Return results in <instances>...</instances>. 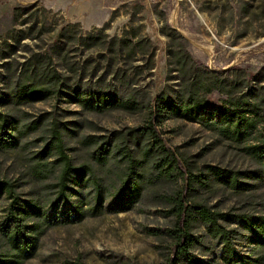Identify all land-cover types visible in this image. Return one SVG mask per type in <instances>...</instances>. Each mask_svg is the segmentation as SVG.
Instances as JSON below:
<instances>
[{
	"label": "rangeland",
	"instance_id": "obj_1",
	"mask_svg": "<svg viewBox=\"0 0 264 264\" xmlns=\"http://www.w3.org/2000/svg\"><path fill=\"white\" fill-rule=\"evenodd\" d=\"M165 23L169 33L174 28L185 37L176 39V44H184L200 66L224 79L225 86L214 89L210 98L221 101L229 89L235 90V96L252 90L264 102V0H0V54L14 51L10 57L0 58V89L17 78L22 62L30 57L45 73L59 70L69 84L65 87L69 93L5 107L18 114L22 123L42 121L22 137V147L0 148V176L16 182L23 199L37 200L53 214H62L81 200L85 211L81 220L47 227L36 254L23 264H168L174 256L167 229L175 218L166 212L168 205L160 195L182 188L185 178L157 180L131 207H112L110 192L120 183L124 163L116 160L100 165L94 157L95 146L85 139L87 134L126 136L125 142L132 147L137 142H153L146 135L134 136L131 130L147 125L150 102L182 81L171 70L169 37L162 32ZM99 30L106 41L92 45L77 39ZM121 37L143 43L136 49L112 44ZM75 89L115 93L135 98L141 105L138 109L89 110L74 101ZM57 123L74 161L89 162L97 169L105 196L100 211L93 209L97 190L93 182L75 187L77 191L69 199H61L57 197L58 161L51 170V164L38 166L45 168L47 177L34 169V153L51 138V128ZM263 124L261 121L259 127ZM157 130L167 147L195 172L204 171L208 163L233 169L260 168L244 149L253 140L236 141L207 123L171 117ZM252 181L257 185L245 191L214 181L209 187L196 186L190 197L222 210L264 213V180ZM9 204V197L0 195V226L6 224ZM194 230L206 232L202 223ZM238 247L244 253L251 248L246 240ZM222 251V243L209 235L194 248L200 264H225Z\"/></svg>",
	"mask_w": 264,
	"mask_h": 264
},
{
	"label": "trees",
	"instance_id": "obj_2",
	"mask_svg": "<svg viewBox=\"0 0 264 264\" xmlns=\"http://www.w3.org/2000/svg\"><path fill=\"white\" fill-rule=\"evenodd\" d=\"M167 27L170 26L165 23L162 32L169 37L171 70L177 71L182 81L176 88L161 92L150 102L151 114L147 125L131 130L134 136L146 135L153 142L141 145L137 142V146L132 147L125 142L126 136V139H117L113 135L85 136L86 141L96 148L94 157L97 163L105 165L116 160L124 163L118 175L120 183L110 192L111 206L127 209L137 203L155 181L182 176L185 178L182 188L160 195L168 205L166 212L175 218L174 224L167 229L175 251L168 264H181V261L200 264L201 259L194 253V248L203 243L205 235L222 243L221 258L225 264H264V252L260 251L264 249V213L222 210L207 201L190 197L196 186L209 187L214 181L245 191L257 185L252 180H264V124L259 127V123L264 121L263 99H258L252 90L235 96L233 89H229L227 98L221 101L210 98L209 93L225 86L224 79L200 66L184 44L175 43L176 39L186 40L185 37L174 28H170L169 33L165 30ZM105 36L103 30H99L87 36H78L77 39L95 45L106 41ZM114 41L112 44L132 49L143 43V40L135 42L128 37L118 38L116 43ZM12 53L14 51L0 54V58L10 57ZM36 64L31 57L24 60L22 69L17 71V78L11 79L7 88L0 89L1 149L22 147V137L29 129H37L42 121L39 118L29 124L22 123L18 114L5 110V107L42 100L56 93H69L65 89L69 84L59 70L52 69L45 73ZM231 82L232 85L236 84L234 80ZM72 97L84 108L99 112L114 107L138 109L141 105L135 98H123L100 90L75 89ZM171 117L207 123L218 128L226 137L239 142L253 140L245 144L244 149L257 159L260 168L233 169L208 163L204 171L195 172L186 167L179 154L171 151L158 134V125ZM51 131V138L34 153L37 158L34 169L40 176L47 177L45 168L38 166L51 164V170L52 163L58 161L57 197L61 199H69L77 191L75 187L93 182L97 188L93 209L100 211L105 196L97 169L89 162L77 164L74 161L68 153L70 147L58 123L53 125ZM54 155H57L56 159L50 160ZM17 187L13 180L0 176V195L6 194L10 199L6 224L0 226V264H23L36 254L40 236L47 227L74 219L81 220L85 216L83 200L66 208L62 214H53L37 200L23 199ZM238 222H242L241 226H231ZM197 223L204 224L205 233L194 230ZM242 240L251 246L247 253L238 247Z\"/></svg>",
	"mask_w": 264,
	"mask_h": 264
}]
</instances>
